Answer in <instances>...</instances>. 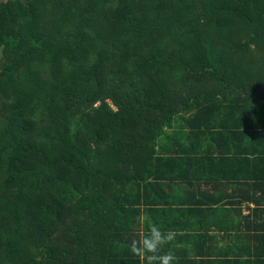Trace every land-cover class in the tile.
<instances>
[{
	"label": "trees",
	"instance_id": "trees-1",
	"mask_svg": "<svg viewBox=\"0 0 264 264\" xmlns=\"http://www.w3.org/2000/svg\"><path fill=\"white\" fill-rule=\"evenodd\" d=\"M243 189L264 205V0L0 1V264H146L150 225L173 250ZM263 234L173 262L264 264Z\"/></svg>",
	"mask_w": 264,
	"mask_h": 264
},
{
	"label": "crops",
	"instance_id": "crops-1",
	"mask_svg": "<svg viewBox=\"0 0 264 264\" xmlns=\"http://www.w3.org/2000/svg\"><path fill=\"white\" fill-rule=\"evenodd\" d=\"M207 183L211 186L216 185L217 188L220 187L221 191L226 190L223 182L210 180ZM174 191L175 199H177L176 196L182 198L185 194L184 189L179 186H176ZM244 192L243 189L239 193H236L235 199L232 200H229L230 198L227 196L228 192L225 195L222 194L215 204H194L196 212L193 215H189L186 218L180 216L174 221V223L182 225L183 227H192L189 233L182 228L179 230V234L187 238L182 239L183 243L179 247L161 252L171 253L175 257L177 254L180 257L187 255L191 258L197 251L206 253L209 251V247L216 249L223 245L234 249L238 239H245L242 235H251L252 238L249 237L245 239L247 242H241L240 244L243 247V252H240L241 256L243 258L252 257L251 259H254L256 255H260L256 253L259 243H257L254 235H261L262 231L264 233V216L256 217L253 213H255L254 211L256 209L263 210L264 205L258 206V204L240 201L243 200ZM139 219L142 224L144 219L141 217ZM230 226L236 227L230 228ZM243 226H249L246 233H252L245 234L241 231H233L234 228H241L243 230ZM234 251L239 252L237 250H230L229 253H233ZM161 252L158 250L157 253L160 254ZM262 255H264V252ZM182 260L184 261V259ZM260 261H264V257ZM172 264L178 263L172 262Z\"/></svg>",
	"mask_w": 264,
	"mask_h": 264
},
{
	"label": "clouds",
	"instance_id": "clouds-1",
	"mask_svg": "<svg viewBox=\"0 0 264 264\" xmlns=\"http://www.w3.org/2000/svg\"><path fill=\"white\" fill-rule=\"evenodd\" d=\"M174 236L175 233L171 229L162 233L160 228L153 224L141 240H132L130 250L133 254L141 256L146 264H172L176 259L174 255L163 252L158 255L157 252L165 243L173 241Z\"/></svg>",
	"mask_w": 264,
	"mask_h": 264
},
{
	"label": "rangeland",
	"instance_id": "rangeland-1",
	"mask_svg": "<svg viewBox=\"0 0 264 264\" xmlns=\"http://www.w3.org/2000/svg\"><path fill=\"white\" fill-rule=\"evenodd\" d=\"M0 1H6V0H0Z\"/></svg>",
	"mask_w": 264,
	"mask_h": 264
}]
</instances>
